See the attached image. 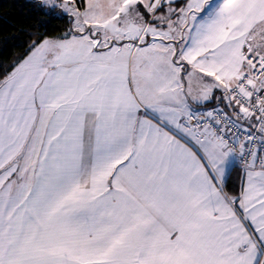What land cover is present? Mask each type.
Masks as SVG:
<instances>
[{"label":"snow or ice","instance_id":"6c2138e0","mask_svg":"<svg viewBox=\"0 0 264 264\" xmlns=\"http://www.w3.org/2000/svg\"><path fill=\"white\" fill-rule=\"evenodd\" d=\"M35 4L68 27L0 72V264H264V0Z\"/></svg>","mask_w":264,"mask_h":264},{"label":"trees","instance_id":"16d2710c","mask_svg":"<svg viewBox=\"0 0 264 264\" xmlns=\"http://www.w3.org/2000/svg\"><path fill=\"white\" fill-rule=\"evenodd\" d=\"M45 12L35 0H0V72L11 70L37 36H58L67 29L65 19ZM239 171L232 170L230 186L238 184Z\"/></svg>","mask_w":264,"mask_h":264}]
</instances>
